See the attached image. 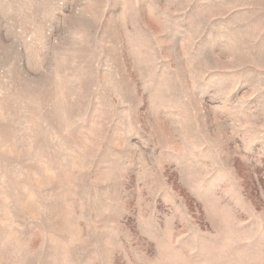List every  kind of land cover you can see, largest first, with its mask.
Masks as SVG:
<instances>
[{
    "label": "rangeland",
    "instance_id": "374dc122",
    "mask_svg": "<svg viewBox=\"0 0 264 264\" xmlns=\"http://www.w3.org/2000/svg\"><path fill=\"white\" fill-rule=\"evenodd\" d=\"M0 264H264V0H0Z\"/></svg>",
    "mask_w": 264,
    "mask_h": 264
}]
</instances>
